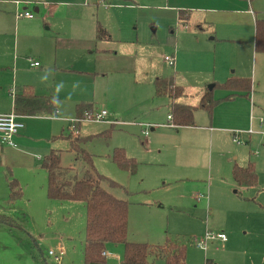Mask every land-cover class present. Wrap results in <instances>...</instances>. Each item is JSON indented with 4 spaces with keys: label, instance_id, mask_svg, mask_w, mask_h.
Here are the masks:
<instances>
[{
    "label": "rangeland",
    "instance_id": "374dc122",
    "mask_svg": "<svg viewBox=\"0 0 264 264\" xmlns=\"http://www.w3.org/2000/svg\"><path fill=\"white\" fill-rule=\"evenodd\" d=\"M6 2L7 5L0 4V82L12 88L13 93L31 87L37 95L51 97L58 111V118L51 120L52 114L42 115L46 119L34 126L30 138L37 142L35 148L49 144L50 149L58 150L61 167H71L81 175L86 165L76 158L70 146L74 138L80 140L78 148L91 157L96 173L114 184L111 187L103 184L104 190L128 204L129 242L176 244L185 249V264H204L205 260L214 264H264V146L261 147L264 137L252 135L250 142L244 144L247 137L241 135L239 141L244 145H236L230 133L247 132L249 123L245 130L239 131L243 126L229 121L232 115L242 119L245 114L248 121L250 117H259L245 108L240 96L230 99V91L216 87L213 98L218 103L210 118L198 107V93L203 87L201 83L211 74L197 73L204 70L203 66H213L217 39L224 38L232 42L227 40L224 44L237 46V68L249 72L255 61L256 78L264 83V53H255L254 45L250 44L253 36L250 26L226 24L214 28L211 24L207 28L186 23L184 38L177 29L181 23L179 14L192 15L195 21L201 15L200 9L236 15L250 9L264 23V0ZM34 4L38 12L33 9ZM24 8L33 12V21L15 24V14ZM96 24L108 32L110 41L80 51L78 47L94 37ZM57 36L62 38L59 48L54 41ZM237 39L242 42L235 43ZM176 42L182 60L172 68L164 58L171 57L177 49ZM102 49L113 56L116 71L96 74L95 61L86 62L87 57L95 54L88 55L89 52ZM250 53L255 55L253 62ZM63 54L67 62L61 61ZM74 57L83 72L73 70L70 77L65 70ZM30 63H37L38 68H32ZM55 65L57 68L65 65L63 73ZM158 78H172L186 92V103L196 108L193 127L164 126L166 111L160 107L161 100L154 96L153 82ZM204 85L208 87L211 83ZM256 95L257 99L251 93L247 98L251 104L264 106V92ZM80 104L90 105L92 114L105 110L109 123L88 120L71 123L77 119L75 108ZM113 122L119 124L112 125ZM139 124L150 126L147 137L142 135ZM205 126L210 133L202 130ZM23 150L41 163L40 151ZM115 150H121L127 160L134 162L132 171L113 160ZM255 152L258 154L254 155ZM249 162L255 165L257 182L251 187H240L232 179L233 163L244 166ZM41 170L34 178L45 174ZM20 174L31 178L23 171ZM80 206L83 210L76 218L56 214L52 225L38 226L37 235L48 240L37 248L26 232L16 229L10 235L0 232V264H55L48 252L56 251L57 242L54 243L60 234L65 233L66 237L71 232L72 237L63 238L67 256L61 264H84L86 211L84 203ZM220 230L228 239L226 245L209 243L205 250L194 245L193 241L200 240L206 231ZM123 249L122 244H107L104 253H117L120 258L118 263L106 261L105 264H122ZM154 264L163 263L157 260Z\"/></svg>",
    "mask_w": 264,
    "mask_h": 264
},
{
    "label": "crops",
    "instance_id": "0c3cea01",
    "mask_svg": "<svg viewBox=\"0 0 264 264\" xmlns=\"http://www.w3.org/2000/svg\"><path fill=\"white\" fill-rule=\"evenodd\" d=\"M205 1L210 2V3H222L223 2V0H205ZM0 4L7 5V2L6 0H0ZM9 5H11V3H9ZM35 6L36 5L34 4L33 9H36ZM23 10L30 12V10H27L26 8H24ZM200 11H201V15L195 21L192 20V15L179 14L178 20L181 21L180 24L193 23V24H196V26H204L207 28H210L211 24H213L214 28L222 27L226 24L250 26L253 29V36L249 40H250V44L254 45V23H255V20H262V19H259L258 17L259 15H256L255 12L251 11L250 9L249 10L247 9L243 11V14L236 15V14H233V12L232 13L230 12V14H226V13H223L225 11H221L217 9H200ZM36 12H38L37 9H36ZM243 16H245V18L241 19L240 17H243ZM33 19L34 17L32 19H26V18L17 19L16 16H14V21H15L14 23L17 24L18 22L23 21V20L27 21L26 23H28L29 21H33ZM186 26L188 29L187 24ZM177 29L182 32L180 36L184 38L186 34L184 32L187 29H181L178 27ZM210 40L216 41V39H212V38ZM227 40L228 39H224V38L217 39L218 44L214 48L215 50L213 52V58H214L213 66L211 68H209L208 66L207 67L203 66L204 70L197 72L200 74L202 72L207 71L211 74V77L207 79V81L201 83L203 84L202 85L203 87H201V90L198 93V102L200 100L201 95L208 88L207 85H204V84L211 83V85L214 87V85L223 84L224 82L232 78L248 79L251 84V96L253 97V99L255 98L257 99L256 94L259 91L264 92V88L261 87V85L262 84L264 85V83H261L256 78V63L255 61L253 62V58H255V55L251 56V53H250V59H252L253 64L250 66L249 72L244 73L240 71L237 68V53H238V50H236L237 46L232 45V44H224L227 42ZM54 41L56 42V47L59 48V46L62 45L61 44L62 38L57 36L54 38ZM85 41L86 43L85 42L83 43L84 46L82 45L78 47L80 51L82 52L89 50V48L93 46L95 47L97 44H104V43L106 44L110 40L109 41H96L95 34H94L93 38H89ZM228 41L229 43H232L230 40ZM234 42L235 43L242 42V40L237 39V40H234ZM176 45H177V42H176ZM175 48L177 49H175L173 54L171 55V57L174 58V65L172 68H174L175 65L178 66L182 60V51L180 50L178 45ZM72 51H76V50H72ZM94 52H95L94 56L87 57L86 62L90 63L91 61H95L96 67L94 70L96 74L109 73V72H113L117 70V68L113 66L115 63V60H112L113 56L111 55L109 51H106L104 49H102L101 51L95 50L93 52H89L88 55H92ZM187 53L191 55V53L189 52ZM99 54L103 55L104 58H99L98 56ZM194 56H195V53H193V55L189 58L190 66L192 65ZM61 61L67 62L64 54L62 55ZM32 64L33 63H30V66L32 68H38V66L33 67ZM57 67L58 65H55V68L59 69V71L63 73L62 67H59V68ZM73 70L77 72H83L82 69L80 68V65L77 64V62L75 61V57L72 58L70 60V63L66 65L65 71L68 74H70V77H71L72 76L71 73L73 72ZM60 76L65 77L62 74ZM13 91L14 90H12V88L8 89L5 84L0 82V115H5V114H9L10 112H13L12 97L14 94L19 93L20 90L15 93H13ZM183 93H184V96L179 100V102L182 104L192 106L191 104L186 103L187 95L184 90H183ZM34 94L36 96H39L36 93ZM230 94L232 93L230 92ZM238 96H240L239 100L243 103L245 108L248 111L250 110V113L263 119L264 117V106L263 105L259 104L258 106H256L255 103L251 104V99H248L247 96H245V98H244V95H238ZM158 99H160L162 102L160 107H163L164 110L166 111V120H167L168 101L165 98H158ZM16 115L18 116L19 121L23 124V129L19 131L18 135L15 138L16 147L10 148L6 146H0V232L1 233L8 232L9 235L12 229L19 230L23 233L26 232L31 237L33 242L36 243L35 246L37 248L40 246V243L48 240L44 238L43 235H37L38 233L40 234L39 230L36 231L37 227L42 225L43 223L52 225V223L54 222L53 217L56 214L57 216L62 215V217L63 215L68 214L76 218L77 216L80 215V213L83 210V206H80L81 203L83 202L48 200L47 195H46L47 174L45 172L46 176L45 174H43V176L41 177L38 176L34 178V174L42 173L39 171V169H41L40 162H39L40 160L38 158V160L35 161L34 157L28 151L23 150L25 148L27 150L40 151L41 152L40 154H42V156H45L49 153V151L51 150L49 144L42 146L40 149H37L35 148V145H34V144H37V142H35L33 139L30 138L32 130L34 129V126H36L38 122H42L46 118H44L43 116H22L18 114ZM57 116H58V111L56 110L54 117H51V120L58 118ZM229 121L234 125L243 126V128L238 129L239 131L245 130L248 126V123H249V128H252L256 132H260L262 129H264V120H263V124L260 127L257 119L250 117L248 121V119H246L245 114H243L242 119L238 115H232L230 116ZM238 121H240V123ZM139 127L142 128V131L144 130L143 126H139ZM151 127H154V126L151 125ZM201 128L204 132L210 133V129L208 127L205 126ZM241 135H246L247 137L246 144L250 142L252 135H261L264 137V135L260 133H255L252 135H248L246 132L240 133L239 138ZM47 136H49V133H47L46 137ZM18 145L22 146L23 149H19ZM263 146L264 145L261 144V147ZM257 154L258 153L255 152L254 155H257ZM24 159H27V160H24ZM234 160H238V158L235 157ZM233 164H236V163H233ZM238 166H240V163L238 164ZM245 166L246 165L244 166L241 165L240 167H245ZM21 171H23L25 174L26 173L30 174L31 178L26 179L25 175L20 174ZM34 171H37V172H34ZM5 172H7L8 175H6ZM11 182H15L21 191V197L15 201H11V198H10ZM223 228L226 229L225 227ZM206 232H211V231H206ZM219 232L224 233L223 230H220ZM69 236L72 237V232L69 233L66 237H65V233L60 234L58 236L59 240L55 241V243L53 242V240H51L54 244H56L57 242L56 250L59 247H62L65 250L66 247H64L63 245L64 244L63 238L64 237L70 238ZM227 243H228V239L224 244L220 242H218L217 244L220 246H224ZM106 254L107 255L105 256V263L106 261L111 262V263H118L120 256L117 253L109 252ZM66 256H67V252L65 251L64 258H66ZM186 258L187 257L185 254V259Z\"/></svg>",
    "mask_w": 264,
    "mask_h": 264
},
{
    "label": "trees",
    "instance_id": "16d2710c",
    "mask_svg": "<svg viewBox=\"0 0 264 264\" xmlns=\"http://www.w3.org/2000/svg\"><path fill=\"white\" fill-rule=\"evenodd\" d=\"M96 41H109L110 35L99 24H96ZM254 51L264 53V23L255 20L254 23ZM154 96L168 101L167 113L173 127H193L195 107L182 104L179 100L184 96L183 89L174 83L172 78H158L153 82ZM220 87L232 94L233 99L238 95L247 96L251 93L248 79L232 78L220 85H214L211 90L206 89L201 95L198 107L212 117L213 108L218 101L213 98V89ZM13 112L22 116H42L55 114V103L51 97L36 96L31 87H22L14 94ZM85 112H91L90 105H78L75 108L76 117L82 118ZM77 138L71 140L70 146L76 158L82 160L86 169L81 175L71 167L60 166L57 150L51 149L43 156L40 167L47 174L46 195L50 201H74L85 204V240L84 264H105L103 252L107 244L123 245L122 264H154L161 260L163 264H185V249L176 244L166 242L164 245H149L132 243L127 240L128 204L109 194L102 187L103 184L113 186L108 179L96 173L91 157L82 151ZM113 160L122 168L132 171L135 164L127 160L121 150H115ZM232 179L240 187H251L257 182L255 165L249 162L245 167L233 164ZM21 197V191L15 182H11V201ZM205 264H214L206 260Z\"/></svg>",
    "mask_w": 264,
    "mask_h": 264
},
{
    "label": "built area",
    "instance_id": "2783aa9c",
    "mask_svg": "<svg viewBox=\"0 0 264 264\" xmlns=\"http://www.w3.org/2000/svg\"><path fill=\"white\" fill-rule=\"evenodd\" d=\"M16 5H17V3H16ZM15 16L17 19H21V18L32 19L33 18V14L26 11V10H22L21 12L16 13ZM178 28L187 29V26H186V24H180V25H178ZM164 62L168 66L173 67L174 58L173 57H165ZM32 66L37 67L38 64L33 63ZM106 115H107V113L105 110H101L99 113H96V114H92L91 112H85L83 114L82 118H79V119L77 118L75 120H71V123L75 124L81 120H88V121H95V122H101V123L106 124V123H109L108 121H106ZM52 117H54V114L52 115ZM257 121L261 127V125L263 124V119L258 118ZM118 124L119 123H117V122H113L112 125H118ZM140 126L144 127V130L142 131V135L144 137H147L148 136L147 128L150 126H146V125H140ZM165 126H173V125H171V121H170L169 116H167V124ZM22 129H23V124L19 121L18 116L14 112H10L9 114H5V115H0V146L15 148L16 147L15 138L18 135L19 131ZM240 133H242V132H232L231 133L232 142L235 143L236 145L246 144V143H244V144L240 143V141H239ZM246 133L248 135H252L255 133H260V134L264 135V129H262L260 132H256L252 128H249ZM75 135H77L76 132H75ZM226 241H227V237L222 232H217V233L206 232L200 240H194L193 243L198 249L205 250L206 246L209 243L220 242V243L224 244ZM102 255L106 256L107 254H105L103 252ZM48 256L52 258V260L54 261L55 264H61L62 260L65 256V250L62 247H59L55 252L49 251Z\"/></svg>",
    "mask_w": 264,
    "mask_h": 264
},
{
    "label": "water",
    "instance_id": "95a60500",
    "mask_svg": "<svg viewBox=\"0 0 264 264\" xmlns=\"http://www.w3.org/2000/svg\"><path fill=\"white\" fill-rule=\"evenodd\" d=\"M212 87H213V86H212V85H210V86H208V88H207V89H208V90H211V89H212Z\"/></svg>",
    "mask_w": 264,
    "mask_h": 264
}]
</instances>
